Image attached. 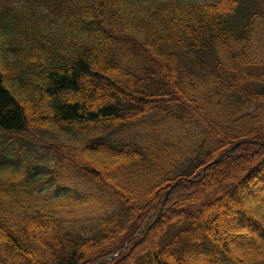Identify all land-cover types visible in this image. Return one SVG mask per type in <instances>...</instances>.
Segmentation results:
<instances>
[{
    "label": "trees",
    "instance_id": "trees-1",
    "mask_svg": "<svg viewBox=\"0 0 264 264\" xmlns=\"http://www.w3.org/2000/svg\"><path fill=\"white\" fill-rule=\"evenodd\" d=\"M0 177V264H264V11L0 0Z\"/></svg>",
    "mask_w": 264,
    "mask_h": 264
},
{
    "label": "rangeland",
    "instance_id": "rangeland-1",
    "mask_svg": "<svg viewBox=\"0 0 264 264\" xmlns=\"http://www.w3.org/2000/svg\"><path fill=\"white\" fill-rule=\"evenodd\" d=\"M149 2L153 1V0H148ZM154 1H157V2H168V1H179V2H185V3H214L218 0H154ZM240 2L242 3V5L244 6V9L247 10V9H255V10H261V11H264V0H240ZM46 23V22H44ZM44 23L42 25H44ZM46 142L45 140L43 141V143ZM29 147V152L32 156V159L37 157L40 154V156H44L45 157V160L48 159V156L47 155H44L42 154V149L41 147H38L36 144H28ZM12 176V175H11ZM0 179H2L0 177Z\"/></svg>",
    "mask_w": 264,
    "mask_h": 264
}]
</instances>
